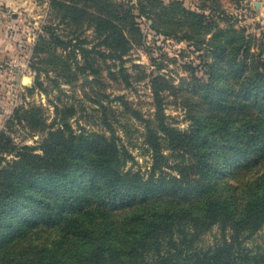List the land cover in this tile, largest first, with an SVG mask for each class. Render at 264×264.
<instances>
[{
    "label": "rangeland",
    "instance_id": "1",
    "mask_svg": "<svg viewBox=\"0 0 264 264\" xmlns=\"http://www.w3.org/2000/svg\"><path fill=\"white\" fill-rule=\"evenodd\" d=\"M112 1L63 20L67 11L52 8L50 0H0L7 17L17 11L22 19L10 28L21 53L0 57V130L9 125L15 147L0 153L6 158L1 164L17 159L25 145L42 154L60 123L76 134H98L86 142L91 151L115 143L121 171L138 175L140 192L104 202L107 210L100 214L116 229H103L102 236L118 249L109 264H194L195 250L231 242L243 255L262 251L264 210L247 208L246 202L250 183L264 178V163L238 167L245 160L229 157L264 145V0ZM122 1L133 5L140 28L126 29L127 50L120 35ZM49 24L59 39L71 42L38 43L35 51L40 35L50 40L44 27ZM22 108L32 111L13 119ZM204 119L217 127L214 142L226 154L233 151L232 139L240 150L211 155L210 165L205 151L213 146L180 138L198 129L204 133ZM244 120L262 123L248 146L235 134ZM254 151L259 159L264 148ZM176 186L180 190L173 191ZM207 193L232 197L227 216L211 219L201 210L198 200ZM253 210V217L237 221ZM138 217L160 223L155 229L134 227ZM37 226L0 229V264H89L91 236L84 229Z\"/></svg>",
    "mask_w": 264,
    "mask_h": 264
},
{
    "label": "trees",
    "instance_id": "2",
    "mask_svg": "<svg viewBox=\"0 0 264 264\" xmlns=\"http://www.w3.org/2000/svg\"><path fill=\"white\" fill-rule=\"evenodd\" d=\"M50 3L52 8L63 7L67 13L63 17L61 16L62 19L70 20L84 17L86 9L89 7L99 6L104 9L106 7L104 5H110L113 1L50 0ZM139 4H144V1L139 0ZM119 7L123 12L121 20L125 22L120 27V35L123 46L127 50L129 38L126 35V29L128 32H136V30L139 32L140 28L134 21L133 5L129 1H122L119 3ZM109 25L113 27L111 23ZM44 27L50 31V40H45V37L40 35L39 42L34 46L35 51L40 48L38 43L45 44L56 41L67 44L71 42V40L65 42L59 39L53 32L51 24ZM247 48L248 46L245 47V50ZM42 50L44 49L42 48ZM81 51L85 54L89 52L84 47L81 48ZM80 71L79 74L86 72L85 69H80ZM101 106L104 109V105ZM20 110L15 111L13 119L21 120L22 115L32 111V109L23 108ZM203 121L207 128L206 132L202 133L203 131L198 129L191 134H180V138L187 139L194 144L202 141L206 147L213 146L214 150L210 148L205 151L208 154L210 165L211 155L222 158L233 152L234 148L240 150L241 144L238 141L233 142L232 139L228 145L233 146V149L231 148L233 151L226 154L220 142H214L213 134L217 127L208 119ZM221 123V127L226 128L231 134L234 133L230 126L227 127L224 122ZM237 125V127L235 126V134L239 133L244 144L248 146L249 140L254 143L256 135L260 133L258 127L262 123L258 120H244L239 121ZM57 126L45 139L46 147H43L42 154L35 153L33 147L25 145L22 150L18 151L17 159L8 160L4 165L1 162L6 158L0 159V229H17V224L20 226L18 229H23V226L30 229L32 225L36 227L41 225V227L46 228L84 229L86 235L91 236L88 263L109 264L107 258L115 254L118 249H112L106 245L102 231L103 229H116V226L109 221V218L103 217L100 213L107 210L104 206L105 201L108 202L110 199H117L121 196L129 198L137 195L140 192L137 181L139 177L136 174H123L120 169L121 151L115 143L111 144L112 148L107 149L109 143L104 142L103 150L91 151L88 149L90 145L88 146L86 142L98 134L93 133V136L82 133L76 134L71 128H66L64 123ZM8 127L9 125L7 129ZM7 129L0 130V153H9L15 148L11 144V137L8 135ZM64 142L67 143L66 146ZM258 148L263 149L264 145H255L246 151L243 149V153L229 157V159L235 158L234 162L240 159L245 160L238 167L255 163L263 164L264 151L257 153V155H262L259 159L255 158L256 155H254V150ZM79 160L80 165L77 163ZM263 177L264 173L261 178ZM180 187L176 186L172 190L178 191ZM247 197V208L258 209L260 212L264 210L262 207L264 204V178L262 181L256 180L255 184L250 183ZM232 200V197L228 195L207 193L200 195L198 202L202 203L201 210L206 211L209 218L215 219L229 214L227 210H232ZM255 212V210L246 212L243 216L244 219L239 218L237 221L243 222L250 219ZM159 223L158 221L150 222L143 217H138L132 221L134 227H140L142 224H154L151 229L157 228ZM117 229L121 228L118 226ZM191 256L194 257V264H240L239 259L243 264H264V249L243 255L234 249L233 242L226 243L224 247L195 250Z\"/></svg>",
    "mask_w": 264,
    "mask_h": 264
},
{
    "label": "crops",
    "instance_id": "3",
    "mask_svg": "<svg viewBox=\"0 0 264 264\" xmlns=\"http://www.w3.org/2000/svg\"><path fill=\"white\" fill-rule=\"evenodd\" d=\"M16 12L10 11L12 18H9L7 17V14L9 12H5L2 9V7H0V57H6V56L15 57L21 53V51L15 49L16 48L15 41L13 40L17 38L18 35L16 34L15 36V33H13L10 30L11 27L15 28L17 22L20 23L22 20L21 12L20 14L19 13L17 14Z\"/></svg>",
    "mask_w": 264,
    "mask_h": 264
},
{
    "label": "water",
    "instance_id": "4",
    "mask_svg": "<svg viewBox=\"0 0 264 264\" xmlns=\"http://www.w3.org/2000/svg\"><path fill=\"white\" fill-rule=\"evenodd\" d=\"M87 78V77H86ZM29 80V78L27 76L23 77V83H26Z\"/></svg>",
    "mask_w": 264,
    "mask_h": 264
}]
</instances>
